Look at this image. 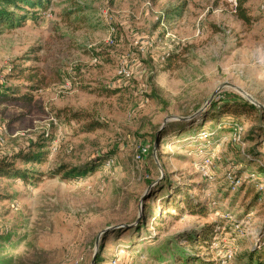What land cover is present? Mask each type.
<instances>
[{"label":"rangeland","instance_id":"obj_1","mask_svg":"<svg viewBox=\"0 0 264 264\" xmlns=\"http://www.w3.org/2000/svg\"><path fill=\"white\" fill-rule=\"evenodd\" d=\"M263 2L48 0L20 11V25L0 32V81L16 96L0 103V155L28 144L48 153L43 163L12 161L35 172L27 181L0 176L3 254L25 264H95L98 251V264H184L177 248L191 247L178 234L216 223L208 248L195 250L213 264L244 262L241 254L264 239V173H256L264 117L238 118L251 158L233 132L214 124L209 139L202 132H215L213 120L201 131L198 122L219 98L254 104L249 95L264 105ZM20 94L30 101L14 99ZM140 144L150 150L137 161ZM204 156L215 164L210 181L199 167ZM165 174L169 187L205 202L207 216L169 217L176 212L162 210L161 198L171 189L151 187ZM153 212L163 220L154 223Z\"/></svg>","mask_w":264,"mask_h":264},{"label":"trees","instance_id":"obj_2","mask_svg":"<svg viewBox=\"0 0 264 264\" xmlns=\"http://www.w3.org/2000/svg\"><path fill=\"white\" fill-rule=\"evenodd\" d=\"M48 0H0V32L4 28H13L23 21L25 18V14H21L20 11H26L24 10L25 7H29L34 9L35 7H41L44 8L45 2ZM165 16H168V13L165 14ZM8 86V82L0 83V103L9 99L16 97L13 96L10 88H6ZM5 88V89H4ZM25 99L27 101H30L31 96L29 94H20L18 98L14 99ZM210 107L212 109L205 110L201 116L203 117V123L198 122V128L199 130H204L202 125H204L208 120H213V127L210 129L213 131L215 129V132L208 136L209 139H214L216 136V133L218 132V129L215 128V126H220L219 129L223 131L222 129H228L229 133L233 132V125L235 124H242L238 118H240L242 115L246 114H252L256 117H259L261 119L264 117V109L258 108L254 104L249 103L248 101L241 99V98H233V97H226V98H219L210 104ZM76 116V113H73V117ZM223 119H230L228 122L229 124H226ZM196 120V119H195ZM197 121V120H196ZM184 123V122H182ZM215 124V126H214ZM183 125V124H181ZM260 129L264 130L263 126L260 125ZM95 127V126H94ZM94 127L90 128L93 129ZM226 129V130H227ZM250 131V130H249ZM252 132V130H251ZM164 135L163 132H158V135ZM251 136H254L253 133L249 134ZM154 137V136H153ZM31 141V140H30ZM33 145L28 144L23 149H20L16 155H8V154H1L0 155V176H6V177H18L22 178L24 181H27L29 177H34L35 172L28 168H21L19 166H16L13 164V160L15 158H22L26 162H33V163H43L47 158L48 151L42 146L40 150L31 151L30 148ZM150 146V145H149ZM150 147L148 149L147 154L149 153ZM152 152V147H151ZM146 154V155H147ZM145 155V156H146ZM144 156V157H145ZM143 157V158H144ZM153 166L155 169L158 170L157 164L154 160H152ZM63 167L62 169H64ZM92 168V167H91ZM85 171H80L78 169L73 170L72 173L76 174H82ZM158 173L161 172L158 170ZM256 173H264V165L258 164V171ZM30 175V176H29ZM166 174L160 178V180L152 185V192L155 193L157 190L161 192L164 187L170 188V192H167V199L165 197L161 198V204H162V210L164 207L172 208L176 215L174 214H168L169 217L176 220L179 218V216L186 212L192 215L205 217L207 216L209 212V207L200 200V198L195 194H190L188 192H185L183 189H181L180 186H173L169 187L173 184H171L168 180ZM153 181H150V183ZM167 189V191H169ZM151 192V190H150ZM168 193H171L172 195L168 197ZM256 198V199H255ZM255 198H253V201L247 202V207L253 205L255 202L259 199V194L257 193ZM154 213V212H153ZM146 212L144 210L143 214L140 217V220L136 224V229L139 228V226H142L146 224L145 222ZM154 223H157V221H162V215L161 213L156 214L154 213L153 216ZM218 227L216 226V223H204L201 226L190 230V231H182L178 234V238L181 240H185L190 244L191 248H186L185 246H178L177 251L179 255V260L182 261L184 264H213V260H211L210 256L200 254L199 250H195V247H201V248H208V245H210V242L213 241L215 234L218 231ZM106 239V238H105ZM8 240L9 236H0V241ZM101 244H99V250L101 249ZM4 250L0 246V264H25L24 260L19 257H14L12 255L3 254ZM202 253V252H201ZM244 258V262L241 264H264V239L261 240H255L253 245L247 250L246 253H242L240 260ZM99 258V251L95 255V264H98L100 261Z\"/></svg>","mask_w":264,"mask_h":264},{"label":"built area","instance_id":"obj_3","mask_svg":"<svg viewBox=\"0 0 264 264\" xmlns=\"http://www.w3.org/2000/svg\"><path fill=\"white\" fill-rule=\"evenodd\" d=\"M234 4H236V0H231ZM261 8L264 10V2L263 4L261 5ZM118 73L122 76H128V72L125 71L124 69H120L118 70ZM3 81H0V83H2ZM233 134H232V140L236 143V144H239L240 146V149L241 151L243 152V154L247 157V158H251L250 157V154H245L244 153V142L242 141V137H241V133H242V128L238 125V124H235L233 125ZM5 133H6V130L4 127H1L0 129V148L3 147L5 144H6V136H5ZM26 136V133L25 132H17L14 134V136ZM202 135H204L205 137L206 136H209L210 134L208 133H203L202 132ZM148 145L146 144H140L139 147H138V150H137V153L135 155V159L138 161L140 159H142L148 152ZM3 153V152H2ZM113 163V160L112 159H108L106 161V165L107 166H110L111 164ZM201 171H202V174L203 176L206 178V180L210 181L211 179V174H210V170L215 167V164L213 163V160H212V156H204L202 158V163L201 165L199 166ZM228 178L231 179V181H233V175L231 172H228ZM242 221V220H241ZM239 224H241V222L239 223H236L235 226L236 228L239 227ZM230 258H232V252L231 250H229V252L226 254V259L229 260Z\"/></svg>","mask_w":264,"mask_h":264},{"label":"water","instance_id":"obj_4","mask_svg":"<svg viewBox=\"0 0 264 264\" xmlns=\"http://www.w3.org/2000/svg\"><path fill=\"white\" fill-rule=\"evenodd\" d=\"M214 95H215V92H213V94L210 96V98H209V100H208L207 103H209V102L213 99ZM247 96L250 98V100H251L255 105H257L258 107L264 108V105H263V104L258 103V102L255 101L253 98H251L249 95H247ZM93 262H94V259H93L92 263H93Z\"/></svg>","mask_w":264,"mask_h":264}]
</instances>
